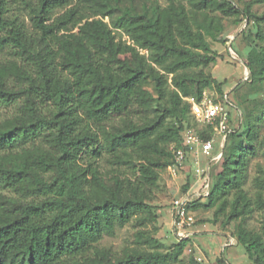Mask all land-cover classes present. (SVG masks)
I'll return each mask as SVG.
<instances>
[{
	"label": "trees",
	"instance_id": "obj_1",
	"mask_svg": "<svg viewBox=\"0 0 264 264\" xmlns=\"http://www.w3.org/2000/svg\"><path fill=\"white\" fill-rule=\"evenodd\" d=\"M9 1L0 0V49L20 61L0 64V105L16 107L0 121V264H209L182 257L188 239L160 248L151 201L172 148H183L182 131L194 125L184 97L213 89L225 103L211 73V41L224 18L246 20L249 82L264 91V12L251 9L264 0H12L17 11ZM259 105L260 113L242 112L238 129L228 120L207 195L186 202L192 214L212 211L201 224L235 222L233 236L253 264H264V166L256 164L251 189L245 184L251 159L264 154ZM102 150L131 174L116 167L106 177L80 162ZM254 213L256 231L247 226ZM128 223L139 227L135 246L116 253L100 243Z\"/></svg>",
	"mask_w": 264,
	"mask_h": 264
},
{
	"label": "rangeland",
	"instance_id": "obj_2",
	"mask_svg": "<svg viewBox=\"0 0 264 264\" xmlns=\"http://www.w3.org/2000/svg\"><path fill=\"white\" fill-rule=\"evenodd\" d=\"M235 5L242 6L244 3L251 0H231ZM162 2V1H161ZM17 3L9 1V7L12 11H17ZM66 7L57 10L55 15L62 13ZM256 13L264 12V1L255 3L251 7ZM20 15L24 19L26 25L30 28V23L27 16L20 11ZM108 20V19H104ZM225 29L220 34L218 41H211L212 48L216 51L215 63L211 69L214 78L222 82L223 96L225 95L224 107L229 114V121L232 128H240L242 112L249 109H254L257 113L261 111L259 102L264 101V91L255 90L249 82V69L245 64L244 50L246 46V36L241 35V30L246 26V20L240 24H233L230 19H223ZM248 29H252L250 26ZM115 39L123 43L130 44L128 36L120 30L113 29ZM145 52V51H143ZM126 61L129 60L127 55H123ZM9 61H20L19 55L13 52V49L6 47L0 49V64ZM248 74V75H247ZM150 88V87H149ZM257 107V109H255ZM16 111L13 105H0V121L9 118ZM260 135H264V116L261 122ZM214 151L218 150L223 142V135L215 134L213 136ZM109 154L102 150L98 156H93L89 152L82 154L80 162L86 164L91 161L98 167L103 176L109 177L112 172H117L116 167L123 174L130 175L131 169L126 164L113 165L109 161ZM201 164L204 162V157L200 156ZM264 166V154L260 151L253 157L249 164V179L245 184L246 189H251L250 180L256 173V164ZM215 166V165H214ZM213 166V168H215ZM116 170V171H115ZM192 175V176H191ZM190 182H194L196 177L190 172ZM185 183L182 168L173 174L168 167L160 172L157 187L153 194L151 203L155 205L158 220L156 226L157 232L153 235L160 248H167L174 241L179 240L175 234L171 224L172 215L170 213L171 202L178 196L182 195V185ZM193 223L188 226L190 234L188 236L189 243L184 249L182 257L188 258L192 254L197 260L209 264H253L251 263L244 251V248L237 243L233 236L235 222L227 224L225 227L219 225L223 218L218 221L217 227L211 223H199L200 220H210L212 211H195L192 214ZM247 226L251 230H258L259 216L254 213L247 220ZM131 223L121 227H116L113 235H106L101 240V244L110 247L112 251L121 253L124 247L135 246L134 232L138 229ZM150 228V226H148Z\"/></svg>",
	"mask_w": 264,
	"mask_h": 264
},
{
	"label": "built area",
	"instance_id": "obj_3",
	"mask_svg": "<svg viewBox=\"0 0 264 264\" xmlns=\"http://www.w3.org/2000/svg\"><path fill=\"white\" fill-rule=\"evenodd\" d=\"M225 97L224 95V102ZM184 99L189 103L194 125L182 131L183 148H172L173 163L168 166V169L175 174L176 171L184 166L186 160L189 161L188 168L196 177L191 184H197V187L189 188L187 193L176 197L171 202V224L178 239H187L190 234L188 226L193 223V216L192 213L186 210V202L193 196L207 195L209 190L207 183L208 178H210L209 170L212 163L221 156L223 142L229 131L228 111L215 90L205 89L199 99L192 96L184 97ZM207 126H211L212 131L210 136L205 138L201 136L200 130ZM215 134L223 135V142L218 150L214 151L213 136ZM200 156L204 157L202 164Z\"/></svg>",
	"mask_w": 264,
	"mask_h": 264
},
{
	"label": "crops",
	"instance_id": "obj_4",
	"mask_svg": "<svg viewBox=\"0 0 264 264\" xmlns=\"http://www.w3.org/2000/svg\"><path fill=\"white\" fill-rule=\"evenodd\" d=\"M188 166H189V161L187 162L186 166L184 165L181 167L183 170V175L185 177V182L187 181V179L189 180L192 176V175L190 176V170H189ZM194 187H197V184H191L189 188L192 189ZM169 210H170V208H169ZM170 213H171V211H170Z\"/></svg>",
	"mask_w": 264,
	"mask_h": 264
},
{
	"label": "water",
	"instance_id": "obj_5",
	"mask_svg": "<svg viewBox=\"0 0 264 264\" xmlns=\"http://www.w3.org/2000/svg\"><path fill=\"white\" fill-rule=\"evenodd\" d=\"M247 75H248V74H247ZM207 184H208V188H209V185H210V178H208V183H207Z\"/></svg>",
	"mask_w": 264,
	"mask_h": 264
}]
</instances>
